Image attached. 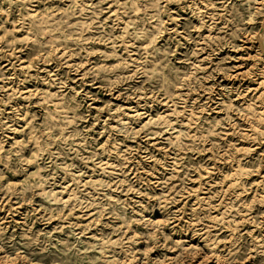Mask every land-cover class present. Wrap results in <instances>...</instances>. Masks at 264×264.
Wrapping results in <instances>:
<instances>
[{
  "label": "rangeland",
  "instance_id": "obj_1",
  "mask_svg": "<svg viewBox=\"0 0 264 264\" xmlns=\"http://www.w3.org/2000/svg\"><path fill=\"white\" fill-rule=\"evenodd\" d=\"M263 110L264 0H0V264H264Z\"/></svg>",
  "mask_w": 264,
  "mask_h": 264
},
{
  "label": "bare ground",
  "instance_id": "obj_2",
  "mask_svg": "<svg viewBox=\"0 0 264 264\" xmlns=\"http://www.w3.org/2000/svg\"><path fill=\"white\" fill-rule=\"evenodd\" d=\"M259 124H264V110L259 113ZM244 170L241 166H238L237 169L234 171L235 180L234 182L229 186L230 187H239L241 184L239 183V179L237 177L241 176L243 174ZM55 198V197H54Z\"/></svg>",
  "mask_w": 264,
  "mask_h": 264
}]
</instances>
